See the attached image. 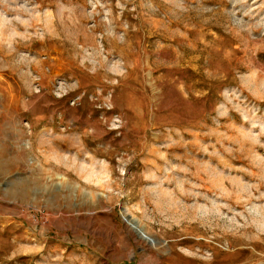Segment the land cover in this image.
Instances as JSON below:
<instances>
[{
    "label": "rangeland",
    "instance_id": "1",
    "mask_svg": "<svg viewBox=\"0 0 264 264\" xmlns=\"http://www.w3.org/2000/svg\"><path fill=\"white\" fill-rule=\"evenodd\" d=\"M0 264H264V0H0Z\"/></svg>",
    "mask_w": 264,
    "mask_h": 264
}]
</instances>
